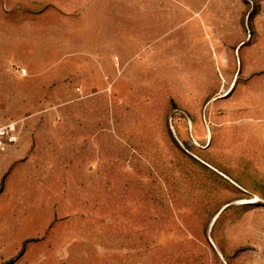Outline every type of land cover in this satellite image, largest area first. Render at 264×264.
<instances>
[{
    "label": "rangeland",
    "instance_id": "obj_1",
    "mask_svg": "<svg viewBox=\"0 0 264 264\" xmlns=\"http://www.w3.org/2000/svg\"><path fill=\"white\" fill-rule=\"evenodd\" d=\"M24 1L37 0H0V20L23 16ZM233 1L244 13L264 4ZM150 10L149 23L131 25L119 86L93 73L91 58L71 56L29 89L21 79V99L0 105V119L26 117L16 118L19 153L0 163V264H264V129H237L235 94L211 100L229 90L236 66L228 61L205 99H181L175 9L158 13V25ZM157 35L158 75L155 49L146 66L139 56ZM14 59L0 64L9 85V67L25 74Z\"/></svg>",
    "mask_w": 264,
    "mask_h": 264
},
{
    "label": "crops",
    "instance_id": "obj_2",
    "mask_svg": "<svg viewBox=\"0 0 264 264\" xmlns=\"http://www.w3.org/2000/svg\"><path fill=\"white\" fill-rule=\"evenodd\" d=\"M40 1H36L35 7L24 1L23 16L11 22L0 20V64L11 57L25 70L20 76L11 67L6 70L12 78L11 85L0 71V91L12 93V97L3 96L0 105L21 99L19 92H15L20 90L21 79L29 89L31 81L58 72L71 56L81 60L91 58L92 72L107 74L108 85L119 86L125 82L131 60V25L149 23V8L155 13L150 23L158 25L162 21L157 14L169 8L175 9L172 20L175 19L178 96L183 100L210 96L211 90L222 85L221 77L225 79L223 72L229 61L236 66L232 81L228 84L224 80L223 87L229 90L211 100L222 103L235 94L238 108L232 114L242 118L237 129L246 128L244 122L264 129V82L257 80L264 78V4L244 13L243 5L233 0H168L167 5L156 0L153 6H148L147 0H42V4ZM162 36L157 35L153 39L155 43H146L139 55L142 65L146 66L147 49H155L157 58L150 65L157 75L165 70L164 59H158L164 47ZM102 58H107L105 67L101 65ZM117 74L121 76L116 77ZM198 90H204V94ZM16 118L25 120L26 117L23 114L3 117L1 121ZM10 149L0 151V163L5 167L19 153Z\"/></svg>",
    "mask_w": 264,
    "mask_h": 264
},
{
    "label": "built area",
    "instance_id": "obj_3",
    "mask_svg": "<svg viewBox=\"0 0 264 264\" xmlns=\"http://www.w3.org/2000/svg\"><path fill=\"white\" fill-rule=\"evenodd\" d=\"M21 136V124L19 120L10 119L1 121L0 119V151H6L16 145Z\"/></svg>",
    "mask_w": 264,
    "mask_h": 264
}]
</instances>
